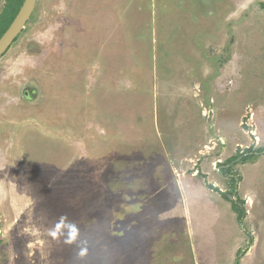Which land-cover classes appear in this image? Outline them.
<instances>
[{"label":"rangeland","instance_id":"1","mask_svg":"<svg viewBox=\"0 0 264 264\" xmlns=\"http://www.w3.org/2000/svg\"><path fill=\"white\" fill-rule=\"evenodd\" d=\"M259 150L264 0H38L0 59V264H264Z\"/></svg>","mask_w":264,"mask_h":264},{"label":"trees","instance_id":"2","mask_svg":"<svg viewBox=\"0 0 264 264\" xmlns=\"http://www.w3.org/2000/svg\"><path fill=\"white\" fill-rule=\"evenodd\" d=\"M24 2L25 0H7L6 7L0 16V39L2 38V36L5 34V32L8 30V28L11 26V24L15 20ZM259 151L264 152V150H259ZM250 153L251 154H246L245 152L238 153L237 155L228 159L225 163V165L228 167L225 166L226 168L224 172L226 171L227 174L231 173L232 167L230 165L236 161H240V163H246L248 161L253 160V158H255V153L252 151ZM231 182H233L232 190H230L231 196H229L230 194L228 195L227 193L222 192L219 189H216V191L219 192L220 195L225 200L230 201L232 203L233 211L236 212L238 220L242 223L245 220L246 215H247V211L244 207L245 203L243 200H241L240 197H238L237 179L233 177L231 179ZM210 188L215 189L213 186H210Z\"/></svg>","mask_w":264,"mask_h":264},{"label":"water","instance_id":"3","mask_svg":"<svg viewBox=\"0 0 264 264\" xmlns=\"http://www.w3.org/2000/svg\"><path fill=\"white\" fill-rule=\"evenodd\" d=\"M38 0H25L15 20L0 39V59L12 47L26 28L37 5Z\"/></svg>","mask_w":264,"mask_h":264}]
</instances>
